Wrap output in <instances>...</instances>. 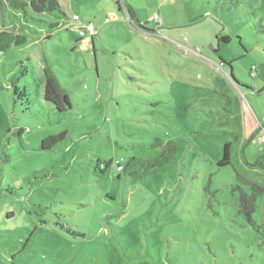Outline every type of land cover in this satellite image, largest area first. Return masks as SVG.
I'll return each instance as SVG.
<instances>
[{"label": "rangeland", "instance_id": "374dc122", "mask_svg": "<svg viewBox=\"0 0 264 264\" xmlns=\"http://www.w3.org/2000/svg\"><path fill=\"white\" fill-rule=\"evenodd\" d=\"M120 1L137 21L117 0L0 6L27 36L0 50V264H263L234 190L250 189L218 160L235 138L251 162L264 152V0ZM169 140L171 158L135 178Z\"/></svg>", "mask_w": 264, "mask_h": 264}, {"label": "trees", "instance_id": "16d2710c", "mask_svg": "<svg viewBox=\"0 0 264 264\" xmlns=\"http://www.w3.org/2000/svg\"><path fill=\"white\" fill-rule=\"evenodd\" d=\"M116 3L119 10H123L124 8L126 9L130 20H138L134 8L131 5L124 2L123 6L120 0H117ZM4 5H9L10 7L16 9H22L25 13L27 12V7H30V9L35 12L61 11L59 0H0L2 11ZM2 11L0 15H2ZM72 20L79 21L80 18H72ZM90 23L92 22H89L88 24ZM2 25H0V50H7L14 45H20L27 41L26 34L19 33L16 30V27L5 23ZM50 25L51 27H54L58 25V22H53ZM85 26H81L79 29L84 30ZM95 32L92 34L88 32L84 35H80L78 39L83 38L87 34L91 35V37H94ZM222 39H224L225 41H229L230 37L223 36ZM216 84L218 86H221V84L218 82ZM43 85L44 99L48 102L53 103L57 112L63 113L71 108V99L69 94L61 87L57 76L49 66L44 67ZM64 135L65 134L62 132L50 134L44 137L41 147L51 148L55 146L64 139ZM154 146L162 147L161 154L152 160L143 161L140 171L134 172L135 178L143 177L147 172L154 169L157 165L165 163L178 150V146L173 140H169L166 143L157 141L154 143ZM244 146L245 143H241L236 138L226 142L224 144V154L222 158L218 160V164L221 166L231 164L236 171L239 183L249 187L250 191L246 192L241 185L237 184L234 190L240 192V212L253 226L256 232L258 245L264 251V200L262 203L263 209L261 220L258 221L254 217L257 199L259 197H264V152L259 154L257 158L251 162L247 160L246 156L244 155ZM111 162L112 161L108 163L98 161L97 167L104 171ZM117 163H119V161Z\"/></svg>", "mask_w": 264, "mask_h": 264}, {"label": "built area", "instance_id": "2783aa9c", "mask_svg": "<svg viewBox=\"0 0 264 264\" xmlns=\"http://www.w3.org/2000/svg\"><path fill=\"white\" fill-rule=\"evenodd\" d=\"M80 17H79V15L78 14H74L73 15V19H79ZM90 33V34H92V33H94L95 32V26L93 25V23H90V24H88L87 26H85V29L84 30H80V35H84V34H86V33ZM264 138V137H263ZM118 162V161H117ZM122 165H119V168L120 169H122Z\"/></svg>", "mask_w": 264, "mask_h": 264}, {"label": "water", "instance_id": "95a60500", "mask_svg": "<svg viewBox=\"0 0 264 264\" xmlns=\"http://www.w3.org/2000/svg\"><path fill=\"white\" fill-rule=\"evenodd\" d=\"M231 80L232 81H234L235 80V77H234V75L232 74V76H231Z\"/></svg>", "mask_w": 264, "mask_h": 264}, {"label": "crops", "instance_id": "0c3cea01", "mask_svg": "<svg viewBox=\"0 0 264 264\" xmlns=\"http://www.w3.org/2000/svg\"><path fill=\"white\" fill-rule=\"evenodd\" d=\"M76 14V13H75Z\"/></svg>", "mask_w": 264, "mask_h": 264}]
</instances>
